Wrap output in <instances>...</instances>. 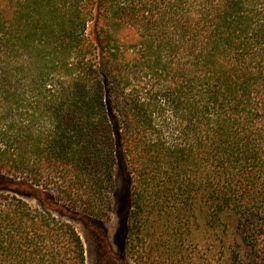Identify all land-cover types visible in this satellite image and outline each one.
<instances>
[{
    "label": "trees",
    "instance_id": "1",
    "mask_svg": "<svg viewBox=\"0 0 264 264\" xmlns=\"http://www.w3.org/2000/svg\"><path fill=\"white\" fill-rule=\"evenodd\" d=\"M117 167L134 264H264V0H0V264H87Z\"/></svg>",
    "mask_w": 264,
    "mask_h": 264
},
{
    "label": "rangeland",
    "instance_id": "2",
    "mask_svg": "<svg viewBox=\"0 0 264 264\" xmlns=\"http://www.w3.org/2000/svg\"><path fill=\"white\" fill-rule=\"evenodd\" d=\"M125 186L124 173L117 167L113 206L100 224L70 215L61 217L74 225L81 235L85 245L87 264H134L117 244L122 221L127 212ZM24 199L35 208L41 207L40 202L34 197L24 196ZM53 212L56 216H61L57 210L53 209Z\"/></svg>",
    "mask_w": 264,
    "mask_h": 264
}]
</instances>
